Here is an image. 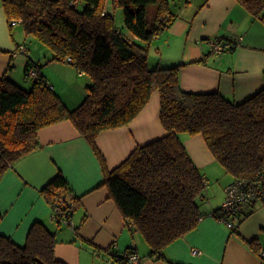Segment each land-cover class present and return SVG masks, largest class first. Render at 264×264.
<instances>
[{"label":"trees","instance_id":"obj_1","mask_svg":"<svg viewBox=\"0 0 264 264\" xmlns=\"http://www.w3.org/2000/svg\"><path fill=\"white\" fill-rule=\"evenodd\" d=\"M107 1L2 0L9 22L21 21L26 35L48 47L53 60L68 62L70 58L68 63L87 75L90 83L84 101L71 109L40 68L30 90L8 73L0 77V180L17 161L41 148L42 129L71 121L95 149L105 170L104 185L127 225L132 223V232L143 235L151 257L163 259L165 248L198 227L201 204L206 201L205 176L181 135H202L233 180L264 175V86L241 103L219 92L185 91L183 67L206 64V57L171 67L149 65L151 43L177 18L171 1L112 0L114 10H124L126 31L107 12ZM237 1L264 21V0ZM31 67L27 65L26 77ZM155 91L160 93L166 135L138 146L118 167L108 170L97 149V137L129 124ZM41 192L52 207L63 200L60 210L72 216L76 199L73 207L64 200L62 193L66 196L70 191L62 174ZM219 212L213 215L218 217ZM3 217L0 211V223ZM62 221L57 220L59 226ZM56 243V234L42 222L33 225L22 246L0 233V264H65L55 256ZM250 244L262 256L261 248L254 241ZM132 252L136 248L125 257H114L121 261Z\"/></svg>","mask_w":264,"mask_h":264},{"label":"crops","instance_id":"obj_2","mask_svg":"<svg viewBox=\"0 0 264 264\" xmlns=\"http://www.w3.org/2000/svg\"><path fill=\"white\" fill-rule=\"evenodd\" d=\"M189 6L190 3L183 14L175 11L177 18L171 27L151 43L149 60L156 67H171L206 57V64L183 67L181 87L188 92H219L237 103L259 92L264 86V21L254 18L237 0H205L190 11ZM106 10L112 13L109 8ZM19 27L22 25L11 26L0 0V77L8 73L22 86L23 80L25 84L31 79L26 77V67L31 64L35 71L41 69L47 82L64 98L63 85H77L74 80L85 75L68 62L53 60L50 50H45L44 59L39 61L29 56L33 46L31 49L25 42L27 36ZM239 37L243 38L241 42H237ZM219 40L233 43L234 50L213 53L211 42ZM21 45L27 46V54L17 50ZM87 85L75 90V94H80L77 98L84 100L83 89L86 91ZM165 135L160 93L155 91L134 120L100 133L96 146L107 169L113 170L138 146ZM181 139L205 176L207 187L211 180H219L224 168L203 136L182 134ZM39 142V150L17 161L0 180V211L4 215L0 233L17 244L25 245L33 225L42 222L56 234L55 256L65 264H111L115 255L125 257L131 248H136L141 264H264V258L250 244L254 241L264 253L263 205L245 207L232 229L213 215L222 205H211L207 188L198 227L172 242L164 249V258L157 259L150 256L151 248L143 235L133 233L127 225L104 185L105 170L95 149L71 121L42 129ZM59 174L67 181L68 198L76 199L71 224L62 227L41 192ZM194 249L201 254L194 255Z\"/></svg>","mask_w":264,"mask_h":264},{"label":"built area","instance_id":"obj_3","mask_svg":"<svg viewBox=\"0 0 264 264\" xmlns=\"http://www.w3.org/2000/svg\"><path fill=\"white\" fill-rule=\"evenodd\" d=\"M12 27L21 25V21L12 20L10 22ZM243 40L242 37L237 39V42H241ZM212 51L215 54H223L227 50H230L234 47L233 43H224L219 41L211 42ZM19 52L27 54L28 48L26 45H21L17 49ZM68 62H72L69 58ZM84 75V73H81ZM28 77L37 80V73L33 67H31L28 71ZM225 198L222 203L220 212L218 213V219L222 222L227 223L232 229L236 228L235 221L238 217L242 216V211L245 207H255L258 205L264 206V175L253 179V180H233L228 183L224 188ZM64 200L70 203L71 207H73L72 201L68 198L67 194L65 196L62 193ZM63 200H58L57 203L52 207L53 208V216L55 220L63 219V224H71L70 217L66 212H62L60 210V206L63 204ZM129 227H133V224L130 223ZM194 255H200L201 252L197 249L193 250ZM262 257H264V253H262ZM141 257L138 252H132L128 255V257L124 260H116L113 259L111 264H141Z\"/></svg>","mask_w":264,"mask_h":264},{"label":"rangeland","instance_id":"obj_4","mask_svg":"<svg viewBox=\"0 0 264 264\" xmlns=\"http://www.w3.org/2000/svg\"><path fill=\"white\" fill-rule=\"evenodd\" d=\"M170 1H171L173 10L176 11L177 13L179 12V13L183 14L185 9H187L185 7H187V5L189 3L191 4V6L188 7L189 11L190 10H196L205 0H170ZM107 3H108V6L106 9L109 8V10H111V12L114 14L117 27L123 31H126L125 30L124 10L122 8H117L114 10L112 0H108ZM19 29L24 32L23 34L25 36H27L22 27H19ZM25 42L31 47V49L33 46V50L31 52V54H28V55L29 56L32 55L33 57H35V59L37 61H39V58L44 59V56L46 53L45 50H50L48 47L44 46V44H42L40 41H38L37 39H35L32 36L25 37ZM149 65L151 68L156 67L155 64L152 63V60H149ZM52 70L55 72L54 69H52ZM56 74H57V72H56ZM23 82H24V80L21 82L22 86L26 90H30L33 87L34 81H32L31 79H29L27 81V83H25V84H23ZM74 82L78 83V84L74 85V86L63 85V89L65 91V94H64V98H62V99L70 108L71 107L77 108L84 101L83 98H77V95L79 97L80 94L79 93L75 94V90L79 89L81 87H84L86 84L90 83V78L87 75L80 76L79 78L77 77V79L74 80ZM24 85H27V86H24ZM58 85H60V86L62 85V80L60 83H58ZM83 91L86 92L85 89H83ZM66 99H69V102H67ZM71 109H75V108H71ZM223 170H224V172L222 171V173L220 174V179L219 180H217V179L211 180V182H209V186L207 187L208 191H210V203H211V205H214V206L222 205L224 200H221V195H222L221 189L223 190V188L226 186V184L233 179L232 176L227 174L225 169H223ZM224 198H225V193L223 194V199ZM62 226H67V225H61V227Z\"/></svg>","mask_w":264,"mask_h":264},{"label":"bare ground","instance_id":"obj_5","mask_svg":"<svg viewBox=\"0 0 264 264\" xmlns=\"http://www.w3.org/2000/svg\"><path fill=\"white\" fill-rule=\"evenodd\" d=\"M233 42V41H232ZM225 43V42H224ZM228 43V42H227ZM55 219V218H54Z\"/></svg>","mask_w":264,"mask_h":264}]
</instances>
